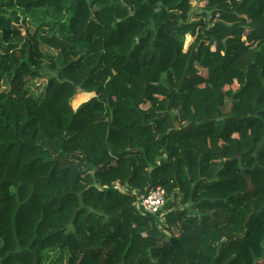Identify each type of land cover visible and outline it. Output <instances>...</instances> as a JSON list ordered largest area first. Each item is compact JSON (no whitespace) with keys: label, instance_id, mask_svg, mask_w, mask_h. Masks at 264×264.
I'll use <instances>...</instances> for the list:
<instances>
[{"label":"trees","instance_id":"16d2710c","mask_svg":"<svg viewBox=\"0 0 264 264\" xmlns=\"http://www.w3.org/2000/svg\"><path fill=\"white\" fill-rule=\"evenodd\" d=\"M0 264H264V0H0Z\"/></svg>","mask_w":264,"mask_h":264},{"label":"rangeland","instance_id":"374dc122","mask_svg":"<svg viewBox=\"0 0 264 264\" xmlns=\"http://www.w3.org/2000/svg\"><path fill=\"white\" fill-rule=\"evenodd\" d=\"M191 3H192L191 6L194 8V9H193L194 12L191 11L190 14H196V13H198V9L203 7V3H202V2L193 1V2H191ZM195 19H196V18L193 17V18L190 19V20H195ZM191 41H192V37H191V36H186V37H185V45H184V48H187V46L189 45V43H190ZM231 73H232V72H231ZM232 74H233V76L235 75L234 73H232ZM233 76H226V77L223 76V77L221 78V80H220L221 86L226 90L228 96H232V95H233L234 93H236V92L241 93V90L239 91L238 84H237V82H236V80H235V78H234ZM104 84H105V79H102V80L96 82V83L92 86V88H95V87H99V88H101L102 86H104ZM30 88H31L32 91H34V89H35V87H33V86H31V85H30ZM35 91H36V89H35ZM36 93H37V92H36ZM90 96H91V95H89V93L78 94V95L72 100V104H71L72 107H73V108H77L81 103L87 101V100L90 98ZM110 101H111V102H114V104H115V102H116L115 98H113L112 96H110ZM114 115H115L116 117L119 116V115L117 114L116 111H114ZM170 201H171L170 198L165 199V203H164V205H163L162 208H161V212L158 213L159 217H158L157 219H158L159 222H160V221L162 222V220H163V213H164V212L166 213V211L168 210L169 202H170ZM160 214L162 215V217H161ZM58 258H59V254L55 257V261H57ZM64 259H65V257H63V260H64Z\"/></svg>","mask_w":264,"mask_h":264},{"label":"built area","instance_id":"2783aa9c","mask_svg":"<svg viewBox=\"0 0 264 264\" xmlns=\"http://www.w3.org/2000/svg\"><path fill=\"white\" fill-rule=\"evenodd\" d=\"M166 192L161 187H155L149 190L146 195L139 198L138 209L141 213L155 215L161 212L165 203Z\"/></svg>","mask_w":264,"mask_h":264},{"label":"crops","instance_id":"0c3cea01","mask_svg":"<svg viewBox=\"0 0 264 264\" xmlns=\"http://www.w3.org/2000/svg\"><path fill=\"white\" fill-rule=\"evenodd\" d=\"M155 215H157V218L159 217V215L158 214H155ZM161 215V214H160ZM161 217H162V215H161ZM162 222H164V220H162Z\"/></svg>","mask_w":264,"mask_h":264},{"label":"water","instance_id":"95a60500","mask_svg":"<svg viewBox=\"0 0 264 264\" xmlns=\"http://www.w3.org/2000/svg\"><path fill=\"white\" fill-rule=\"evenodd\" d=\"M256 216H258L259 214L257 213V214H255ZM245 227H247V223L245 224Z\"/></svg>","mask_w":264,"mask_h":264}]
</instances>
